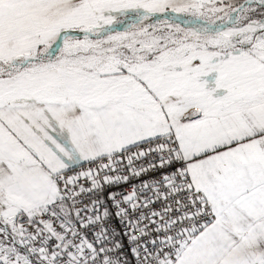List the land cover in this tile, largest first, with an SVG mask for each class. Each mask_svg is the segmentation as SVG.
<instances>
[{"label":"snow or ice","instance_id":"obj_1","mask_svg":"<svg viewBox=\"0 0 264 264\" xmlns=\"http://www.w3.org/2000/svg\"><path fill=\"white\" fill-rule=\"evenodd\" d=\"M129 255L264 264V0H0V264Z\"/></svg>","mask_w":264,"mask_h":264},{"label":"built area","instance_id":"obj_2","mask_svg":"<svg viewBox=\"0 0 264 264\" xmlns=\"http://www.w3.org/2000/svg\"><path fill=\"white\" fill-rule=\"evenodd\" d=\"M140 180H148V176L141 177L139 180L134 179L130 183L135 184L136 187H139L140 186ZM113 190L116 191L119 195H125L128 192H130L132 189L129 185H121V186L114 188ZM155 207L160 208V207H162V205L157 204V205H155ZM113 211H114V209H113ZM109 227L113 230L119 231L123 227V225H121L119 223L118 219L114 217L112 219V221L110 222ZM125 242H126V240H125ZM129 260L132 262V264H134V260H135L134 257L129 255Z\"/></svg>","mask_w":264,"mask_h":264}]
</instances>
